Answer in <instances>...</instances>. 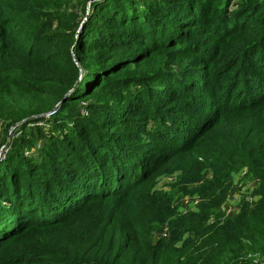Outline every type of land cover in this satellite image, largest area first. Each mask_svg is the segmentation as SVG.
Listing matches in <instances>:
<instances>
[{
  "label": "trees",
  "instance_id": "obj_1",
  "mask_svg": "<svg viewBox=\"0 0 264 264\" xmlns=\"http://www.w3.org/2000/svg\"><path fill=\"white\" fill-rule=\"evenodd\" d=\"M0 264H264V0H0Z\"/></svg>",
  "mask_w": 264,
  "mask_h": 264
},
{
  "label": "rangeland",
  "instance_id": "obj_2",
  "mask_svg": "<svg viewBox=\"0 0 264 264\" xmlns=\"http://www.w3.org/2000/svg\"><path fill=\"white\" fill-rule=\"evenodd\" d=\"M177 174H178L177 172H174L172 174L159 175L156 178L154 187L164 188V189L169 188V185L175 181ZM231 175H232V179H231L232 186L227 192L225 200L223 201L221 205L222 211H223V206L230 205L229 202L232 199V196H235L236 198L246 199L249 196V190L252 186L249 179L244 177L245 174H243L241 170H238L237 172H233ZM205 176H208V173H206ZM185 197L187 200V204L192 202L190 206L193 207L192 209L195 210L198 204V203H195L196 197L195 196H185ZM185 197H183L182 199L185 200L184 199ZM233 208H236V207L232 206V210ZM232 215H233V212L228 213V216H232ZM161 236H167V227L165 225L160 226L158 230L154 231L153 234L151 235V238L153 241H155L157 238Z\"/></svg>",
  "mask_w": 264,
  "mask_h": 264
},
{
  "label": "built area",
  "instance_id": "obj_3",
  "mask_svg": "<svg viewBox=\"0 0 264 264\" xmlns=\"http://www.w3.org/2000/svg\"><path fill=\"white\" fill-rule=\"evenodd\" d=\"M241 172L243 173V174H245V172H246V169L245 168H243L242 170H241ZM250 182H251V188H250V190H249V196L246 198L247 199V201H253V200H255L256 199V197H252V196H250V192L252 191V189L254 188V186L257 184V181L255 180V179H253V180H249ZM185 200H181V203H180V206H179V210L180 211H184V210H186V209H192L193 207H191L190 205H191V203L192 202H190L189 204H187V200H186V197L184 198ZM245 199V200H246ZM199 202V200L196 198V200H195V203H198ZM229 204L230 205H227V206H223V211H224V213L228 216V213L229 212H233V215L234 214H236L237 213V211H238V209H239V207H240V198H236L235 196H232V199L230 200V202H229ZM232 206H234V207H236V208H233V210H232ZM194 210V209H193ZM166 226V225H165ZM167 227V226H166ZM167 233H168V231H167ZM162 237V236H161ZM164 237H166V236H164Z\"/></svg>",
  "mask_w": 264,
  "mask_h": 264
},
{
  "label": "water",
  "instance_id": "obj_4",
  "mask_svg": "<svg viewBox=\"0 0 264 264\" xmlns=\"http://www.w3.org/2000/svg\"><path fill=\"white\" fill-rule=\"evenodd\" d=\"M59 103H60V102H59ZM59 103H58V104H59ZM13 127H14V126H12L11 128H13ZM11 128H10V129H11ZM8 142H9V131H8V134H7V141H6L5 145H7ZM3 147H4V146H3Z\"/></svg>",
  "mask_w": 264,
  "mask_h": 264
}]
</instances>
